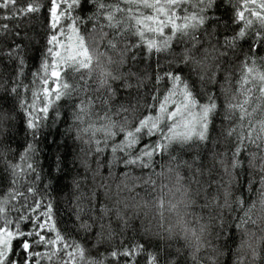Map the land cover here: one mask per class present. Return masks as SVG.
Returning <instances> with one entry per match:
<instances>
[{"label": "trees", "instance_id": "obj_1", "mask_svg": "<svg viewBox=\"0 0 264 264\" xmlns=\"http://www.w3.org/2000/svg\"><path fill=\"white\" fill-rule=\"evenodd\" d=\"M52 4L0 9V264H264V0Z\"/></svg>", "mask_w": 264, "mask_h": 264}, {"label": "snow or ice", "instance_id": "obj_2", "mask_svg": "<svg viewBox=\"0 0 264 264\" xmlns=\"http://www.w3.org/2000/svg\"><path fill=\"white\" fill-rule=\"evenodd\" d=\"M12 4H13V13L19 17L21 14L25 13L26 11H32L33 7L32 5H28L27 8L25 9V7L21 6V7H16L15 6V0H11ZM9 6V0H0V9H7ZM59 11L57 5L55 4V0H53V4L52 7L49 9V15L52 17V19H55L56 13ZM11 18L9 14L5 13L3 15H0V19H9ZM51 76L54 79H59L60 77V72L59 71H52ZM53 91H55V88L52 89ZM15 91V90H13ZM42 112H47V109H41ZM28 127L31 128L33 127V124L30 122L28 124ZM25 231H28L27 225H25ZM9 235H11V233H9ZM14 242H18L15 244V247L22 249L21 251V256L24 257L25 259H28V253L31 252L32 250V239H31V233H28L27 235H23V236H17L14 239ZM14 242L13 245L10 249V254L12 256H16L17 253L14 249ZM16 264H22V261H17ZM28 264H32V262L29 260Z\"/></svg>", "mask_w": 264, "mask_h": 264}, {"label": "rangeland", "instance_id": "obj_3", "mask_svg": "<svg viewBox=\"0 0 264 264\" xmlns=\"http://www.w3.org/2000/svg\"><path fill=\"white\" fill-rule=\"evenodd\" d=\"M185 117H186V119H185ZM185 117L180 122L182 124L180 126H178L177 131H174V135H176V136L185 135L188 132H192L195 129V127L198 125L195 117H191V116H185Z\"/></svg>", "mask_w": 264, "mask_h": 264}]
</instances>
